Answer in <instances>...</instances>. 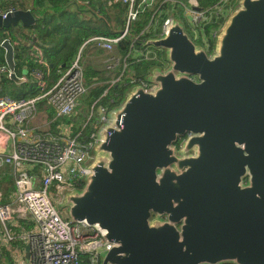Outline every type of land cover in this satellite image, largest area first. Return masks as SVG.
Here are the masks:
<instances>
[{"label": "water", "instance_id": "1", "mask_svg": "<svg viewBox=\"0 0 264 264\" xmlns=\"http://www.w3.org/2000/svg\"><path fill=\"white\" fill-rule=\"evenodd\" d=\"M19 21L35 17L14 9L0 31ZM149 43L170 67L151 69L150 91L128 89L59 205L109 243L101 264H264V0H239L211 53L174 15ZM0 44L19 80L12 40Z\"/></svg>", "mask_w": 264, "mask_h": 264}, {"label": "built area", "instance_id": "2", "mask_svg": "<svg viewBox=\"0 0 264 264\" xmlns=\"http://www.w3.org/2000/svg\"><path fill=\"white\" fill-rule=\"evenodd\" d=\"M115 1L128 6L126 25L120 33L97 34L86 39L69 67L53 84L50 83L49 62L42 49L37 48L36 62L41 67L29 73L35 80L37 94L27 98L0 95V168H11L7 186H1L0 181V221L4 225L16 220L13 225L31 220L38 224L35 231L16 234L7 230L5 234L8 242L17 237L24 239L30 248L31 264H84L85 257L89 264H101V252L110 247L109 243L95 226L65 219L56 202L62 201L65 191L83 186L87 165L96 159L94 148L99 143V135L110 123L116 124V109L128 89L137 86L150 91L156 85L148 79L151 69L166 71L170 67L165 49L149 43L163 35L169 18L174 15L184 24L189 38L211 53L220 29L239 2L219 0L213 6L202 7L199 0ZM165 5H168L166 9ZM12 10L0 8V16L4 19ZM146 10L152 12L150 23L134 35L128 55L122 57L118 44ZM164 10L167 15L161 20ZM209 25L212 27L207 32ZM144 34L152 36L143 38ZM87 47L104 54V69L110 78L105 82L102 95L87 107L78 125L74 117L79 116L80 105L90 88L83 56ZM129 56L133 62L154 61V66L138 75L130 68ZM2 73L10 74L5 64L0 65ZM120 84L126 87L120 99L116 103L111 99L113 106L104 104L103 98ZM39 102L44 109L54 111L45 128L35 127L33 122L38 115ZM59 119L63 121L57 125V130H52L51 125ZM87 129L90 131L86 132Z\"/></svg>", "mask_w": 264, "mask_h": 264}, {"label": "trees", "instance_id": "3", "mask_svg": "<svg viewBox=\"0 0 264 264\" xmlns=\"http://www.w3.org/2000/svg\"><path fill=\"white\" fill-rule=\"evenodd\" d=\"M23 1L0 0V8L3 10L8 8V6L17 8L19 5H24ZM28 1L31 5V12L35 17V22L29 26L27 33H21L22 37L27 38L28 41L15 47V56L19 61L16 67L17 74H22L24 70H22L23 66H28V68H31L30 70L41 67L35 62V56L34 58L31 55L28 56L32 50L31 45H35L37 48L42 49L46 56L49 62V71L52 75V82H55L69 67L86 39L97 34L117 35L126 25L128 6L115 0H88V4L84 3L85 0H80L79 2L77 0ZM199 1L202 7H209L216 4L219 0ZM167 7L168 5H165L163 8L166 9ZM178 11L181 10L178 8ZM166 15L167 13L164 10L160 19L163 20ZM151 17V10H146L140 15V19L131 25L129 34L118 44V53L122 57L128 55L131 49L132 38L150 23ZM211 27L212 25L207 27V32ZM10 35L12 38H15L13 34L10 33ZM0 36L6 38L9 34H4L3 31H0ZM148 36L151 37L152 35L144 34L143 38H147ZM29 42H33V44L29 45ZM130 57H128L130 68L135 70L138 75L145 74L149 67L154 66V61L142 60L140 62H133ZM0 65L2 64L0 63ZM85 78L90 88L80 105L79 116L74 117L78 125L81 123L87 107L102 95L106 88L105 82L110 77L105 69L96 70L95 67L88 63L85 67ZM125 88L124 84L114 87L110 91V94L103 98V103L113 106L123 95ZM34 94L36 95L37 92L27 95L26 98L32 97ZM111 99L114 100V103H111ZM40 103L38 104L39 110L40 107L43 108V104ZM62 121L63 119L54 121L51 129L56 130L57 125ZM89 131L90 129H87L86 132ZM3 171L4 169H0V175ZM84 264H89L86 257Z\"/></svg>", "mask_w": 264, "mask_h": 264}, {"label": "crops", "instance_id": "4", "mask_svg": "<svg viewBox=\"0 0 264 264\" xmlns=\"http://www.w3.org/2000/svg\"><path fill=\"white\" fill-rule=\"evenodd\" d=\"M9 1H11V0H9ZM79 1L80 0H77V2H79ZM23 2H24L23 6L19 5L17 8H13V9H20V10H28L29 9V10H31V5H30L29 1L24 0ZM84 2L89 3L88 0H85ZM70 4L73 5L72 3H70ZM85 4H87V3H85ZM10 8L11 7L8 6V8H6V9H10ZM75 9H76V7H75ZM28 29H29L28 26L24 25L22 21H19L17 25H12V27L9 28V32L11 34H13L15 36V38H12V36L10 34H9V36H6V38L7 37L10 38L15 47H16V45L25 44L28 41V39L23 38L21 33H23V34L27 33ZM31 44H33V42H29V45H31ZM31 48H32V50L28 56L31 55L33 58L35 56V62H36V60H37L36 54H38L37 47L35 45H31ZM94 51L100 52L102 54V56L97 57L96 60H89L90 56L93 54ZM103 56H104V54L100 50H97L93 47H87L84 50L85 67L87 66L88 63H90L91 66L96 68V70H104L103 64H102L103 60H104ZM15 59H16V62H19L18 59L16 58V56H15ZM0 63L7 65L6 51L1 46V44H0ZM30 69L31 68H28V66H23L22 74H18L19 80L12 79V78H10L9 75H7L5 73L0 74V95L1 94H8V95H11L15 98H22V97H26L29 94L32 95L33 93L37 92V89L35 86V80L29 74ZM20 71H21V68H20ZM20 78H22V79L24 78L23 81ZM50 83L51 84L54 83V82H52V75L50 78ZM8 90L14 91L15 94H10L8 92ZM40 104H42V102ZM50 114H52V116H50ZM53 116H54V111L52 108L44 109V107L43 108L40 107L38 115L33 121L34 126L38 127V128H45V126L48 123H50ZM0 169H4L2 174H4L5 170H11V168L9 166L4 167V168H0ZM59 204L60 203L56 202L58 210H59ZM64 218L67 220H70V218L67 215H65ZM16 221H13L12 223H7L6 225H4L0 221V264H31L30 258L26 257L27 243L24 241V239L21 237H17L13 241L8 242L5 238V234H6L7 230L9 232L12 231L13 233H16V234H20L22 232L28 233L31 231H35L38 229V224L35 221L31 220L32 222L19 221L18 225H13L14 223H16Z\"/></svg>", "mask_w": 264, "mask_h": 264}, {"label": "rangeland", "instance_id": "5", "mask_svg": "<svg viewBox=\"0 0 264 264\" xmlns=\"http://www.w3.org/2000/svg\"><path fill=\"white\" fill-rule=\"evenodd\" d=\"M3 31V33L5 34H10V32H9V28L8 29H4V30H2ZM84 56V55H83ZM102 56V54L100 53V52H98V51H94L93 52V54L90 56V58H89V60H96L97 59V57H101ZM85 58V57H84ZM84 63H85V61H84ZM103 64V63H102ZM106 65L105 64H103V68L105 67ZM8 92L10 93V94H15L14 93V91H9L8 90ZM83 118V117H82ZM11 179V171L10 170H5V172H4V174H1L0 175V181H1V186L3 185L4 187H6L7 186V184H8V181ZM55 202V201H54ZM59 211H60V213H61V215L64 217L65 215H67L68 217H70L69 216V212H68V209H66V208H64L63 206H60L59 205Z\"/></svg>", "mask_w": 264, "mask_h": 264}, {"label": "flooded vegetation", "instance_id": "6", "mask_svg": "<svg viewBox=\"0 0 264 264\" xmlns=\"http://www.w3.org/2000/svg\"><path fill=\"white\" fill-rule=\"evenodd\" d=\"M194 80H196V77H192ZM194 133L193 132H187L186 134H184V135H181L180 137H179V140L175 143V145L177 146V148H178V150H180L182 147H183V145H184V143L186 142V140L190 137V136H192ZM190 154L193 156V155H196L197 154V149H196V147L194 148V150H191L190 151ZM248 178L249 177H247V180H246V183H247V181H248Z\"/></svg>", "mask_w": 264, "mask_h": 264}]
</instances>
